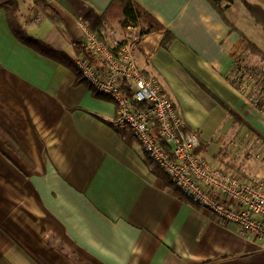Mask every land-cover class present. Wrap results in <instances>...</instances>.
Returning <instances> with one entry per match:
<instances>
[{
    "label": "crops",
    "instance_id": "1",
    "mask_svg": "<svg viewBox=\"0 0 264 264\" xmlns=\"http://www.w3.org/2000/svg\"><path fill=\"white\" fill-rule=\"evenodd\" d=\"M15 1L13 26L0 8V264H264L257 240L163 186L131 131L113 127L112 100L77 84L61 64L60 53L78 68L80 23L53 5L63 35L30 0ZM80 1L102 14L112 0ZM133 1L174 38L168 48L162 34L129 44L138 69L175 105L182 130L197 135L195 153L252 176L242 160L215 155L225 147L239 157L252 144L264 151V117L228 80L237 59L261 64L239 34L264 53V22L246 9L264 12V0L216 8L206 0Z\"/></svg>",
    "mask_w": 264,
    "mask_h": 264
},
{
    "label": "built area",
    "instance_id": "2",
    "mask_svg": "<svg viewBox=\"0 0 264 264\" xmlns=\"http://www.w3.org/2000/svg\"><path fill=\"white\" fill-rule=\"evenodd\" d=\"M80 27L85 46L95 54L102 69L91 66L81 56L75 62L91 87L115 104L113 127L128 128L178 190L218 222L236 226L241 237H253L264 251V168L260 174L248 177L208 164L194 152L198 137L182 130L183 121L173 102L159 95L155 81L138 69L130 44L108 49L83 24ZM228 80L264 117V64L247 67L237 59ZM121 82L130 86L131 100L122 94ZM134 102L143 109H136Z\"/></svg>",
    "mask_w": 264,
    "mask_h": 264
},
{
    "label": "trees",
    "instance_id": "3",
    "mask_svg": "<svg viewBox=\"0 0 264 264\" xmlns=\"http://www.w3.org/2000/svg\"><path fill=\"white\" fill-rule=\"evenodd\" d=\"M209 4L216 8L222 2L226 0H206ZM32 7L49 23L55 26L61 34H65V28L62 25V20L57 10L53 8V5L57 7L64 13H67L73 17L77 22L83 24L87 30L103 45L108 49H117L120 46L126 45L133 39L139 40L140 38L150 35V34H162L163 38L161 40V46L163 48H168L170 43L173 41V36L164 30V28L146 11H144L139 5H137L133 0H112L109 6L102 14L95 13L89 6L85 5L80 0H30ZM0 8H2L8 18L9 23L13 26L12 20H15L17 15V3L15 0H0ZM246 9L251 15L252 19L257 25H263L264 22V12L257 8L246 5ZM117 28L120 33L124 36L122 41H116ZM15 34H17L16 26L13 28ZM264 29V28H263ZM231 30H233L231 28ZM242 41L246 42V50L249 53L255 55L261 64H264V53L256 48L253 44L248 42L244 36L239 34ZM76 50L79 55L86 59L91 66H100L98 59L95 54L88 49L84 42L76 44ZM60 62L63 66L70 69L71 72L76 77L77 84H85L88 88L94 91L98 96H103L102 94L96 92L91 85L83 77L80 70L73 66L72 60H70L66 55L59 54ZM119 88L126 99L131 100L132 94L130 86L127 83H119ZM208 93V92H207ZM209 94V93H208ZM214 101L219 104L227 116L230 117L234 123L241 125L240 119L226 106L209 94ZM107 98L106 96H103ZM136 109H143L142 105L133 103ZM261 107V105L259 106ZM122 136V133L118 131ZM194 152H198V148ZM144 163L147 165L148 169L159 178L163 186L171 188L172 193L185 200H189L192 203L198 205L188 194L178 190L170 181L169 177L164 171H161L153 162L150 157L146 154L144 157ZM226 169H233L232 166H226ZM240 172L238 170H235ZM199 206V205H198Z\"/></svg>",
    "mask_w": 264,
    "mask_h": 264
},
{
    "label": "rangeland",
    "instance_id": "4",
    "mask_svg": "<svg viewBox=\"0 0 264 264\" xmlns=\"http://www.w3.org/2000/svg\"><path fill=\"white\" fill-rule=\"evenodd\" d=\"M115 32L117 34L116 41H122L124 39V36L120 33V31L115 28ZM262 149L256 146L254 144L251 145V147H246L240 151L239 157H231L230 152L227 151L225 147H222L219 152L216 153L215 157L222 160L223 162H238V160H242L241 165H245V167H242L246 174L248 175H254L256 173H259L260 170L264 168V151H261ZM255 156H258V159H255ZM216 167L221 168L220 165L214 164ZM226 170V169H224ZM229 170V169H227ZM249 177V176H248Z\"/></svg>",
    "mask_w": 264,
    "mask_h": 264
}]
</instances>
